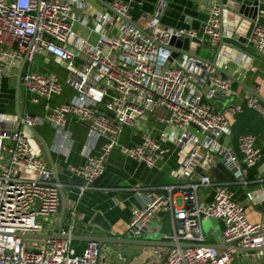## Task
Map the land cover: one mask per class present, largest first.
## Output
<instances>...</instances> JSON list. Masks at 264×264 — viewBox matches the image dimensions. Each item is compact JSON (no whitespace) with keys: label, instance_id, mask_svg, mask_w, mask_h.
<instances>
[{"label":"built area","instance_id":"1","mask_svg":"<svg viewBox=\"0 0 264 264\" xmlns=\"http://www.w3.org/2000/svg\"><path fill=\"white\" fill-rule=\"evenodd\" d=\"M91 1L0 0V58L24 62L20 89L28 104L45 101L43 119L56 128L64 129L70 121L84 127L89 147L98 139L104 140L100 155L88 154L83 166L68 169L71 180L78 183L65 185L54 180L46 160L31 150L27 138L16 128L17 124L34 128L36 118L26 115L19 121L6 120L7 126L0 128V264H111L96 242H87L81 252L73 248L75 221L81 219L73 203L66 202L68 218L59 232L60 190L75 188L79 195L93 190L116 148L126 157L153 168L164 151L142 119L159 110L169 114L167 119L158 120L175 129L173 143L190 148L178 173L186 182L179 186V203L173 200L172 186L137 188L136 194L144 195L146 201L131 211L125 234L133 239L143 237L152 222L168 215L170 232L162 235L161 241L176 247L147 248V264H232L235 255L242 253L237 250H253L264 262V208L261 220L252 223L245 208L232 200L227 185L214 183L209 176L192 180L195 161L203 150L204 161L218 157L234 172L236 184L245 186L248 181L244 170L254 167L260 159L252 135L239 138V156L219 142L230 134L231 118L243 110L241 105H227L223 111L215 107L235 95L233 82L207 65L175 53L184 51L186 40L188 52L198 55L197 49L205 43L216 50L223 40L241 36L234 14L223 20V6L212 4L199 33L173 29L161 22L167 2L159 0L153 13L144 15L143 26H139L149 35L146 38L111 12L96 10ZM109 7L130 20L125 1L112 0ZM75 25L96 35L95 43L82 39ZM248 30L243 37L264 56V25L253 23ZM172 38L180 43L174 51L168 49ZM41 54L53 56L67 68L69 76L65 81L53 72L35 69V58ZM4 72L0 66V76ZM63 85L72 89L73 100L51 105ZM244 105L264 118V105L254 96L248 95ZM125 129L136 131L141 141L121 146L119 138ZM22 171L32 176L24 178ZM200 188H212L210 202L199 201ZM210 219L223 225L225 250L206 242L202 222ZM24 234L59 235V239L23 241L20 236Z\"/></svg>","mask_w":264,"mask_h":264},{"label":"crops","instance_id":"2","mask_svg":"<svg viewBox=\"0 0 264 264\" xmlns=\"http://www.w3.org/2000/svg\"><path fill=\"white\" fill-rule=\"evenodd\" d=\"M101 1L109 5L112 0ZM122 1L129 5L130 20L142 27L144 15L153 13L159 0ZM165 1L167 2V8L161 22L169 28L192 29L199 33L202 24L208 18L212 4L223 6V20L233 13L235 22L237 21L239 24L241 36L223 40L216 50L208 47L205 43L203 47L197 49V53L205 59L214 62L217 67L230 77L226 78L233 82L235 95L228 100L231 101L228 106H243L242 112L231 118V132L220 139V144L231 147L239 156V138L245 134L252 135L255 137L256 147L259 149L261 156L254 167L244 170L248 181L247 186H245L236 184V175L222 165L218 157L211 156V162L204 161L205 152L203 150L199 152L198 159L195 161L192 180L202 176H209L214 183L227 185L232 195V200L245 208L246 216L250 222L256 223L261 220L264 208V118L255 110L245 107L244 101L248 95H251L247 91V89H250L257 93L264 102V56L254 46L249 44L243 36L244 33L249 31L248 29L253 23L264 25V0ZM91 2L96 10L100 12L108 11L96 0ZM74 30L82 39L95 43L96 35L89 29L75 25ZM34 62L36 70L53 72L63 81L69 76L67 68L49 54L36 56ZM22 63L20 61L9 62L0 58V66L5 71L0 76L1 129L7 126L6 120L17 119L19 121L15 89ZM24 68L23 66L21 73ZM73 98L72 89L67 85H63L61 93L53 97L50 104H64L70 102ZM227 102H218L221 103V106H215L216 109L223 111L227 107V105H224ZM262 104L264 105V103ZM45 106V101H41L37 105L28 104L24 92L20 89L19 114L22 118L26 115L36 118L37 122L33 129L49 147L53 165L61 182L65 185L69 183L77 184L78 180H71L68 169L70 167L83 166L88 154L100 155L104 140L98 139L89 147L86 129L76 122L70 121L64 129L52 126L43 119ZM168 115L167 111L159 110L154 116L142 119V123L146 126L150 136L161 143L164 151L162 158L155 163L153 168L126 157L120 152L119 148H116L109 155L105 173L95 182L93 190L79 195L75 188H64L66 202L68 204L73 203L81 217V219L75 221L72 232L73 237L76 238L73 243V248L76 252H81L87 238H119L127 232L131 211L134 208L141 207L146 201L144 195L136 194L135 190L137 188L172 186L174 187L172 191L173 200L176 203L180 202L179 186L184 184L186 180L179 178L178 173L189 156L190 148H181L173 143L171 137L176 133L175 129L159 123V118L167 119ZM16 128L27 138L31 150L42 155L48 163L42 142L30 132L28 127L17 124ZM162 137H166L167 140L163 141ZM199 139L201 138L199 137ZM140 141V136L132 129H125L119 138V144L125 147ZM21 176L30 178L32 174L22 171ZM160 191L165 196H168L166 191ZM198 198L203 203L210 202L213 198L212 188H200L198 190ZM67 218L68 209H65L64 221ZM154 222L157 224L156 228L150 226L145 235L148 233L156 235L158 232H161L162 235L167 234V232L163 233L162 227L167 224L170 229L168 215H161ZM218 227L223 229L222 223L215 220L211 224V228L216 229ZM145 235L141 238H145ZM159 240H162V238ZM221 243L222 240H219L217 243H210L209 245ZM102 249L110 258L111 264H147L149 261L146 254L147 248L143 249L142 255L131 260H121L110 251L109 247H103ZM155 264L158 263L156 262Z\"/></svg>","mask_w":264,"mask_h":264},{"label":"water","instance_id":"3","mask_svg":"<svg viewBox=\"0 0 264 264\" xmlns=\"http://www.w3.org/2000/svg\"><path fill=\"white\" fill-rule=\"evenodd\" d=\"M96 1L98 3H100L101 5H103L108 11H110L116 17L124 20L129 26H131L132 28H134L135 30L140 32L144 37H146V38L149 37V35L146 32H144L136 23H134L131 20H128V19L121 17L120 15L115 13L109 7V5L105 4L101 0H96ZM174 46L179 47L180 43L176 42L175 39L172 38L169 42L168 49L171 51H174V50H176V49H174ZM183 49H184V51H175V53H178V54H181L183 56L195 59V60L207 65L208 67L215 70L219 74L224 75L225 77H229L219 67H217L214 62L205 59L202 55L191 54L190 52H188V41L187 40L185 41V45H184ZM173 56L175 57L176 55L174 54ZM23 66H24V62L21 65V70H20V73H19L18 78H17V85H16V89H15L17 117L19 120H22V117L18 112V105H19V93H20V77H21V71H22ZM236 83L239 84V82H237V81H236ZM247 91L252 96L257 98L260 102L264 103L263 100L260 98V96L257 93H255L254 91H252L250 89H247ZM230 103H231V101H228L224 105L226 106ZM216 106L220 107L221 103H216ZM28 129L30 130V132L35 137H37L42 142V144L44 146L46 158L48 160V163L51 167V171L53 173V178L57 183H61V180L59 179L57 171L53 165L52 156H51V152H50L49 147L46 145V143L43 141V139H41V137H39V135L35 132V130L33 128L28 127ZM60 197H61V208H60V217H59V232L61 231V229L63 227L65 209H66V198H65L64 191L62 189L60 190ZM20 238L23 241H28L29 239H37V240L46 241V240H52V239H59V235L49 236V235H27V234H24V235H21ZM71 240L76 241V238L72 237ZM85 241H86V243L87 242H96L101 248L109 247L110 251L113 252L114 254H116L121 260H131L134 257L142 255L144 248H174V247H176V245L174 243H166V242H163L157 238H151L150 239V238H141L140 237V238H134L133 239L128 234H124L119 238L90 237V238L85 239ZM28 244H29V242H28ZM179 246L180 247H187V246H191V245L180 244ZM210 246L217 249V250H225L226 249V245H224L222 243L218 244V245H210ZM237 251H239V252H252L253 250H237Z\"/></svg>","mask_w":264,"mask_h":264},{"label":"rangeland","instance_id":"4","mask_svg":"<svg viewBox=\"0 0 264 264\" xmlns=\"http://www.w3.org/2000/svg\"><path fill=\"white\" fill-rule=\"evenodd\" d=\"M214 219H210L207 221L202 222V229L204 236L206 237V242L208 244L210 243H217L219 240H222V228L218 227L216 229L211 228V224L214 222ZM41 222V221H40ZM44 227H47L45 223H42ZM157 224L155 222H152L151 227L156 228ZM163 233L167 232V234L170 232V229L168 228L167 224L163 225ZM162 238V233L158 232V234H146L145 238ZM249 255V258H248ZM232 264H264V262L260 259H258L257 256L254 255L253 252H242L237 253L234 257V260Z\"/></svg>","mask_w":264,"mask_h":264}]
</instances>
